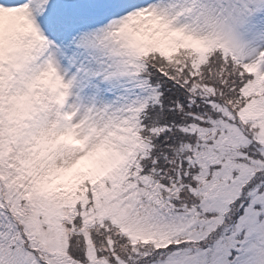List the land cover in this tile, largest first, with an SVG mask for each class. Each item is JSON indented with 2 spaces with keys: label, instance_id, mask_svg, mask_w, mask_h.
I'll list each match as a JSON object with an SVG mask.
<instances>
[{
  "label": "snow or ice",
  "instance_id": "6c2138e0",
  "mask_svg": "<svg viewBox=\"0 0 264 264\" xmlns=\"http://www.w3.org/2000/svg\"><path fill=\"white\" fill-rule=\"evenodd\" d=\"M0 264H264V0H0Z\"/></svg>",
  "mask_w": 264,
  "mask_h": 264
}]
</instances>
